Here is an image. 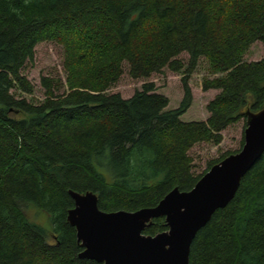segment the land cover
<instances>
[{
	"label": "trees",
	"instance_id": "1",
	"mask_svg": "<svg viewBox=\"0 0 264 264\" xmlns=\"http://www.w3.org/2000/svg\"><path fill=\"white\" fill-rule=\"evenodd\" d=\"M44 42L63 49L66 91L43 78L46 98L32 104L12 91L29 93L21 71ZM255 43L264 44V0H0V264H99L79 258L69 190L96 194L107 213L192 190L202 176L192 174L189 151L219 142L244 118L248 95L253 112L264 107V58L242 61ZM183 54L186 74L200 58L227 73L204 88L219 91L206 123L181 120L191 103L184 79L175 110L153 83L129 99L105 93L124 64L147 79L182 71ZM29 206L49 217V233L26 219ZM166 230L158 218L143 234ZM189 264H264V153L196 234Z\"/></svg>",
	"mask_w": 264,
	"mask_h": 264
},
{
	"label": "water",
	"instance_id": "2",
	"mask_svg": "<svg viewBox=\"0 0 264 264\" xmlns=\"http://www.w3.org/2000/svg\"><path fill=\"white\" fill-rule=\"evenodd\" d=\"M245 114L241 151L212 166L192 190L174 188L155 207L107 213L98 208L96 194L69 190L74 207L67 222L83 248L79 258L99 264H189L196 234L231 202L243 176L264 153V107ZM158 218H164L167 230L144 235Z\"/></svg>",
	"mask_w": 264,
	"mask_h": 264
},
{
	"label": "rangeland",
	"instance_id": "3",
	"mask_svg": "<svg viewBox=\"0 0 264 264\" xmlns=\"http://www.w3.org/2000/svg\"><path fill=\"white\" fill-rule=\"evenodd\" d=\"M264 58V44L255 43L251 45L242 55V61L245 63L260 62ZM184 63V68L180 72H170L167 69L162 74L151 75L147 79H133L128 74V67L123 65L121 77L105 92L107 95L119 94L123 99H129L136 91L141 90L145 83H153L155 93L163 95L168 99V110H175L181 104L183 99V79L191 92V103L181 120L189 122H205L209 119L207 105L213 101L219 91L215 89L204 90L205 86L218 79L226 78L227 73L215 72L211 69L208 61L200 58L196 69L186 74L187 56H180ZM63 49L53 42H44L38 44L34 49V57L31 61L25 63L21 74L27 83L28 92L16 86L12 91L18 99H25L32 104H39L44 101L45 90L41 85L43 78L52 80L53 84L60 88L57 94L66 91L65 72L63 71ZM252 99L250 95L246 97V106L243 107L242 113L251 112L250 105ZM20 117H18L19 119ZM246 116L237 122L229 125L221 131L220 141L209 140L195 145L190 151L189 156L192 159V174L196 177L205 175L211 168V164L220 160L228 154H236L241 151L244 144V132L247 128ZM218 135V134H217ZM26 219L49 233L51 223L49 217L29 206ZM72 209V208H71Z\"/></svg>",
	"mask_w": 264,
	"mask_h": 264
},
{
	"label": "bare ground",
	"instance_id": "4",
	"mask_svg": "<svg viewBox=\"0 0 264 264\" xmlns=\"http://www.w3.org/2000/svg\"><path fill=\"white\" fill-rule=\"evenodd\" d=\"M244 176H245V175H244ZM244 176H243V177H244ZM206 224H207V223H206Z\"/></svg>",
	"mask_w": 264,
	"mask_h": 264
}]
</instances>
